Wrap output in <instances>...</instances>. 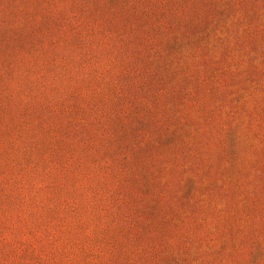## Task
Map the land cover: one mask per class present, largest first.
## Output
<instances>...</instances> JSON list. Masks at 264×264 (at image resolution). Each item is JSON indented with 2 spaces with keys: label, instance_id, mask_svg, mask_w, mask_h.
I'll list each match as a JSON object with an SVG mask.
<instances>
[{
  "label": "rangeland",
  "instance_id": "1",
  "mask_svg": "<svg viewBox=\"0 0 264 264\" xmlns=\"http://www.w3.org/2000/svg\"><path fill=\"white\" fill-rule=\"evenodd\" d=\"M0 264H264V0H0Z\"/></svg>",
  "mask_w": 264,
  "mask_h": 264
}]
</instances>
